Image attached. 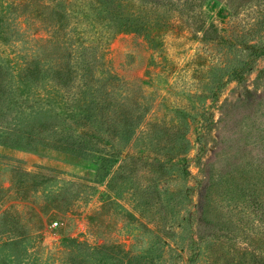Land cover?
I'll use <instances>...</instances> for the list:
<instances>
[{
    "label": "rangeland",
    "instance_id": "1",
    "mask_svg": "<svg viewBox=\"0 0 264 264\" xmlns=\"http://www.w3.org/2000/svg\"><path fill=\"white\" fill-rule=\"evenodd\" d=\"M130 1L0 0V264L264 256V0Z\"/></svg>",
    "mask_w": 264,
    "mask_h": 264
},
{
    "label": "trees",
    "instance_id": "2",
    "mask_svg": "<svg viewBox=\"0 0 264 264\" xmlns=\"http://www.w3.org/2000/svg\"><path fill=\"white\" fill-rule=\"evenodd\" d=\"M99 3L101 10L97 9V17L103 16L104 20H109L113 25L118 26V31L126 32H135L140 35H143L147 39H152L153 32L156 30L151 20L152 9L150 8L149 12L143 13V7L139 11L131 12L130 9V0H94ZM166 3V2H165ZM166 5V4H164ZM8 6L0 4V15L8 19L7 16ZM110 18V19H109ZM262 18V19H261ZM259 20H256L257 26H254V34H260V31H264V17H261ZM157 21V20H156ZM158 23V21H157ZM245 33L244 36L246 37ZM243 41V37H240ZM243 48L247 54H244V57L237 60V63L226 67V72L229 74H235L237 77L241 76V72L249 70L251 65L254 62H257L261 56L264 55V42L262 43H252V41H244ZM257 204H261L260 200ZM261 206V205H260ZM207 230V229H206ZM205 235V234H204ZM213 238H210L209 241L213 240L216 235H212ZM209 238V237H207ZM206 238V239H207ZM205 239V240H206ZM197 254L195 253L191 259L192 264H196ZM252 262L250 264H264V256L258 255L257 253L252 254ZM261 261V262H259Z\"/></svg>",
    "mask_w": 264,
    "mask_h": 264
},
{
    "label": "built area",
    "instance_id": "3",
    "mask_svg": "<svg viewBox=\"0 0 264 264\" xmlns=\"http://www.w3.org/2000/svg\"><path fill=\"white\" fill-rule=\"evenodd\" d=\"M55 224H58V222H55Z\"/></svg>",
    "mask_w": 264,
    "mask_h": 264
}]
</instances>
